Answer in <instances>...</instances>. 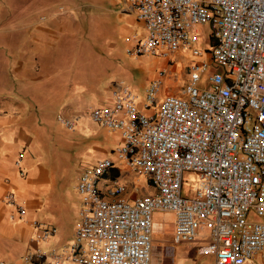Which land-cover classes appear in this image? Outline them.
<instances>
[{
    "label": "built area",
    "instance_id": "built-area-1",
    "mask_svg": "<svg viewBox=\"0 0 264 264\" xmlns=\"http://www.w3.org/2000/svg\"><path fill=\"white\" fill-rule=\"evenodd\" d=\"M144 34L133 36L130 57L169 58L190 51L182 96L159 92L166 70L150 82L144 109L121 85L109 105L91 109L98 126L121 133L117 161L148 177L155 194L133 203L105 200L99 181L113 166L109 158L84 167L76 189L81 196L73 241L50 254L48 264H151L156 212L175 217L173 242L198 243L199 256L213 264H247L264 251V0H125ZM210 30L211 48L197 46ZM68 129L73 123L64 121ZM22 156L15 166L19 175ZM186 173L197 176L194 197H184ZM114 185L111 196L123 193ZM3 202L23 219L13 194ZM40 239L55 233L34 221ZM26 254L24 264L45 259Z\"/></svg>",
    "mask_w": 264,
    "mask_h": 264
},
{
    "label": "crops",
    "instance_id": "crops-1",
    "mask_svg": "<svg viewBox=\"0 0 264 264\" xmlns=\"http://www.w3.org/2000/svg\"><path fill=\"white\" fill-rule=\"evenodd\" d=\"M85 1L77 8L84 9L89 2L93 3L92 0ZM109 4L111 9H106L115 19V26L127 52L135 45L132 37L139 38L144 34L142 25L136 21L125 0H110ZM72 8L73 11L58 12L49 7L43 12L45 16L41 15L44 19L40 21L36 16L24 15L20 19L26 22L22 30L24 40L18 55L11 62L10 59L4 62L8 72H4L5 95L0 97V264H24L22 258L36 252L44 254L46 258L36 259L35 264H48L52 252H60L73 241L81 207L77 180L82 169L93 166L98 159L109 158L113 161V166L99 181V190L105 200L124 199L133 203L156 193L147 176L116 160L113 151L122 143L121 133L102 128L89 117L92 108L110 104L113 93L121 85L127 86L137 97L140 111L151 114L155 109L143 108L146 95L135 93L123 80L116 78L107 80L100 90L88 88L87 84L69 76L64 67L53 61L64 36L76 33L80 21L92 19ZM109 46L113 44L109 43ZM173 55L169 58L140 56L155 59L144 93L159 72L166 70L159 90L162 97L183 95V87L178 83L181 68L169 60ZM184 70L186 83L188 67ZM58 107L61 113L56 116L57 122L72 133L65 142L68 150L64 152L53 145L45 127L51 109ZM64 121L72 122V128L68 129ZM20 155L24 176L19 175V169L14 164ZM73 165L78 166V171L74 180L69 182L70 166ZM115 184L123 186L124 191L111 196L110 190ZM9 193L25 208L26 216L23 219L17 216L13 207L3 202ZM167 215L172 240L167 241L165 249L171 250L173 256L169 244L177 245L173 242L175 217L171 213ZM34 221L54 229V235L42 241L39 230L33 226ZM182 244L191 248L183 255L181 263L196 264V260L202 257L197 253L199 244ZM252 261L254 264H264V251L256 254Z\"/></svg>",
    "mask_w": 264,
    "mask_h": 264
},
{
    "label": "rangeland",
    "instance_id": "rangeland-1",
    "mask_svg": "<svg viewBox=\"0 0 264 264\" xmlns=\"http://www.w3.org/2000/svg\"><path fill=\"white\" fill-rule=\"evenodd\" d=\"M109 1L92 0V4L89 2L87 7L79 11L83 15H89L92 19L86 18V21H80V28L76 33L64 36L62 43L60 42L61 45L55 51L53 61L61 68L64 67L69 76H73L75 80L87 84L88 88L100 90V87L107 80L116 78L123 80L126 85L134 89L135 93L138 92L145 96L146 91L144 93V89L150 78L155 59L130 57L127 55L125 44L121 41L119 30L115 26V19L106 9L107 7L111 9ZM82 3H84V0H0V97L5 95L4 72H8V70H5L4 62L8 59H10L9 62L12 61L11 59H16L24 40V32L22 30L26 22L20 19L24 15L30 14L31 16H36L39 19L38 21H40V19H44L42 17L45 16L43 12L49 7L57 9L58 12L73 11L72 7L77 9ZM27 23L31 24L32 22ZM198 28L203 33L201 38L205 40H199L197 46L201 51L210 49L209 28L204 25ZM90 31L92 32L86 33ZM109 43H112L113 46L110 47ZM194 59L190 51H182L169 59L175 63L177 68H181L178 82L180 87L185 84L184 68L188 67ZM162 96L161 91H159L155 97L156 103L164 98ZM106 105H109V103ZM150 109L154 110L155 106H151ZM58 113H61L59 107L51 109V116L46 118L45 127L52 138L53 145L58 151L64 152L68 150L65 142L72 136V133L57 122L56 116ZM63 114L67 116L66 113ZM77 171V165L70 166L69 182L74 180ZM196 179L197 176L195 174L186 173L184 175L182 182V194L184 197H194ZM171 240L172 236L169 233V217L167 213H154L151 264H182L183 255L191 247L182 243L177 245L169 244L171 245L170 248L173 249V256H171L172 251L165 249V246L168 245L167 241ZM211 262V256L201 257L196 260V264H212ZM248 264L254 263L251 260Z\"/></svg>",
    "mask_w": 264,
    "mask_h": 264
},
{
    "label": "trees",
    "instance_id": "trees-1",
    "mask_svg": "<svg viewBox=\"0 0 264 264\" xmlns=\"http://www.w3.org/2000/svg\"><path fill=\"white\" fill-rule=\"evenodd\" d=\"M79 11H82V8H77V9H76V12L79 13Z\"/></svg>",
    "mask_w": 264,
    "mask_h": 264
}]
</instances>
